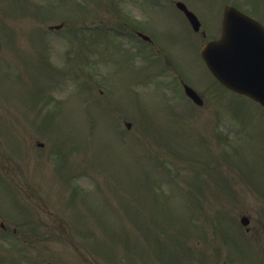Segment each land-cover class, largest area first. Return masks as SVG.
<instances>
[{"label":"rangeland","instance_id":"obj_1","mask_svg":"<svg viewBox=\"0 0 264 264\" xmlns=\"http://www.w3.org/2000/svg\"><path fill=\"white\" fill-rule=\"evenodd\" d=\"M11 1L0 0L7 22L2 33L12 32L0 54V88L10 96L0 94V108L6 110L0 119L11 120L1 123L0 175L29 216L0 203V220H9L12 230L16 225V234L9 232L11 238L0 244V264H47L52 252L61 264H264V111L254 106L246 114L242 101L214 81L199 55L215 2L193 0L208 18L200 35L179 29L172 19L176 13L184 19L179 10L161 11L149 0H53L47 2L50 8L33 0ZM224 1L264 11V0L218 2ZM175 2L167 1L168 10ZM135 12L151 17L148 26L161 36H173H156L153 46L104 28L96 34L81 31L82 25L114 26L122 14ZM59 21L65 22L63 30L49 29V22ZM183 74L197 86L191 83L204 105L195 106L184 94ZM48 89L60 103L43 110L37 101ZM230 105L244 120H229L235 115ZM117 112L119 121L132 122L130 129L115 127ZM160 135L175 153L158 141L164 140ZM230 147L233 152L227 153L224 148ZM184 152L205 160L214 152L211 160L221 170L211 172L218 179L211 175L204 184L198 179L190 188L193 168L206 169V163L186 162ZM174 174L181 176L179 182ZM76 188L81 191L66 197L70 208L62 207ZM162 191L165 196L155 195ZM4 199L0 190V202ZM189 199L201 200L200 206ZM243 215L249 216V230ZM127 233L134 259L122 252ZM54 252L62 253L55 258Z\"/></svg>","mask_w":264,"mask_h":264},{"label":"water","instance_id":"obj_2","mask_svg":"<svg viewBox=\"0 0 264 264\" xmlns=\"http://www.w3.org/2000/svg\"><path fill=\"white\" fill-rule=\"evenodd\" d=\"M241 15L238 16L245 18L244 15L242 16ZM232 16L233 13L229 15V17ZM248 22L250 21L248 20ZM229 24L230 23H227L226 25V32H225L226 35L223 43L225 46H227L230 42V35L228 32L230 31ZM244 41H245L244 49L238 48L237 51V55H239V57L242 58L243 64L239 63L241 61L236 62V68H238V70L236 71L234 78H229L227 73H225L224 69L222 67H219V64L217 63L214 64L210 56H207L205 53L204 54L212 70L219 78H221L224 82L230 84L233 88L239 91H244L248 94L254 95L264 103V68L261 72L263 74L261 75L257 74L258 71L260 72L259 65H264V56L259 55L258 51L255 52L256 51L255 49L250 51L248 49L249 47H247L249 45L248 40L245 39ZM257 41L261 44L262 49H264V35L261 36L259 35ZM232 42H236V41H232ZM237 55L234 56V54H231L230 57L235 59Z\"/></svg>","mask_w":264,"mask_h":264},{"label":"flooded vegetation","instance_id":"obj_3","mask_svg":"<svg viewBox=\"0 0 264 264\" xmlns=\"http://www.w3.org/2000/svg\"><path fill=\"white\" fill-rule=\"evenodd\" d=\"M218 36V35H217ZM217 36H215V37H213V38H216ZM213 38H211V39H213Z\"/></svg>","mask_w":264,"mask_h":264}]
</instances>
